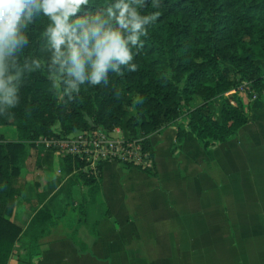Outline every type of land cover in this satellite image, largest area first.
<instances>
[{
  "label": "crops",
  "instance_id": "obj_1",
  "mask_svg": "<svg viewBox=\"0 0 264 264\" xmlns=\"http://www.w3.org/2000/svg\"><path fill=\"white\" fill-rule=\"evenodd\" d=\"M239 96L249 123L237 137L206 148L179 122L149 138L157 177L107 162L93 196L61 160L29 148L12 181L8 216L23 233L8 264H25L36 225L40 256L32 264H264V91ZM15 135L0 133L6 142ZM81 192V218H65L69 235L55 239L58 196L72 205Z\"/></svg>",
  "mask_w": 264,
  "mask_h": 264
},
{
  "label": "trees",
  "instance_id": "obj_2",
  "mask_svg": "<svg viewBox=\"0 0 264 264\" xmlns=\"http://www.w3.org/2000/svg\"><path fill=\"white\" fill-rule=\"evenodd\" d=\"M160 11L139 49L135 73L113 76L107 87L82 89L77 100L67 101L54 94L43 72H37L28 78L14 114L0 117V128H15L18 135L17 142L0 137V264L10 262L23 233L8 215L19 159L27 156L32 141L115 128H125L130 138L148 137L183 122L206 148H212L237 137L248 125L239 90L246 84L250 98H261L264 91V0H162ZM136 96L143 97L142 104L134 103ZM218 103L220 115L214 117L212 106ZM177 132L181 142L182 128ZM143 147L153 163L150 139ZM76 165L73 158L61 160L66 174ZM122 165L158 176L155 168ZM99 177L78 174L72 181L83 182L93 196ZM35 228L29 264L40 256L41 236L36 235L38 225Z\"/></svg>",
  "mask_w": 264,
  "mask_h": 264
},
{
  "label": "clouds",
  "instance_id": "obj_3",
  "mask_svg": "<svg viewBox=\"0 0 264 264\" xmlns=\"http://www.w3.org/2000/svg\"><path fill=\"white\" fill-rule=\"evenodd\" d=\"M161 6L162 0H0V117L14 114L37 72L67 101L135 73Z\"/></svg>",
  "mask_w": 264,
  "mask_h": 264
},
{
  "label": "built area",
  "instance_id": "obj_4",
  "mask_svg": "<svg viewBox=\"0 0 264 264\" xmlns=\"http://www.w3.org/2000/svg\"><path fill=\"white\" fill-rule=\"evenodd\" d=\"M245 87L246 84L239 91L245 90ZM149 138L150 136L130 138L123 134L121 128H115L105 132H77L67 137H41L32 141L31 145L34 149L51 153L60 160H76L77 165L72 175L83 174L98 178L107 162L151 168L152 161L143 147V143Z\"/></svg>",
  "mask_w": 264,
  "mask_h": 264
},
{
  "label": "rangeland",
  "instance_id": "obj_5",
  "mask_svg": "<svg viewBox=\"0 0 264 264\" xmlns=\"http://www.w3.org/2000/svg\"><path fill=\"white\" fill-rule=\"evenodd\" d=\"M240 92L244 93L245 90L240 91ZM125 107L128 108V105L125 104ZM212 112H213L214 117H219V115H220V104L219 103L216 104V105H214V106H212ZM124 129L125 128H121L123 134L126 135V132H125ZM7 132L11 133V135L13 134V137L16 136L15 133L17 134V131H16L15 128H12V127H3V128H0V133H7ZM17 137H18V135H17ZM28 146H29V148L34 149L33 145L28 144ZM49 158L51 159V157H49ZM60 162L59 161L51 162L52 163V166L51 167L53 168V170L57 168V166H58V164H60ZM54 165H56V166H54ZM52 173H53V171H52ZM75 175H78V174H75ZM82 196H83V193L82 192H81V194H76V195L74 194L75 204H72V205L68 204L70 202H69V199L67 198L66 194H61L60 196H58V198H57V202L58 203H55V211H56V214L58 216L56 218V220H57L58 225H59L58 228L60 227V231L59 232H56L53 235V237L55 239H61V238H64V237H66V236L69 235L70 230H68L69 229L68 228L69 226H67L66 223L64 222L65 221V218L71 217V216L72 217H75L76 216V218L78 217V219L81 218L82 215L78 211V205L77 204L83 202ZM84 227H86V226H82L81 228H79V235L83 234V232L85 231L84 230L85 229ZM24 263L25 264H29L27 260H25Z\"/></svg>",
  "mask_w": 264,
  "mask_h": 264
}]
</instances>
